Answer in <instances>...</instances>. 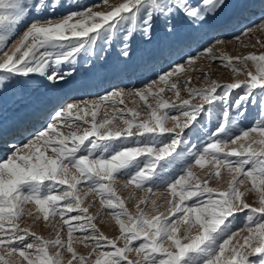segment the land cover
<instances>
[{"label":"snow or ice","instance_id":"obj_1","mask_svg":"<svg viewBox=\"0 0 264 264\" xmlns=\"http://www.w3.org/2000/svg\"><path fill=\"white\" fill-rule=\"evenodd\" d=\"M101 6L108 10L94 11ZM244 6L230 0H101L91 6L78 0H0V92L37 76L50 90L70 86L78 59L93 55L99 41L105 45L102 53L116 45L124 63L137 46H152L157 37L169 42L159 51L168 58V70L144 89L127 93L144 102L146 118L140 119L136 108L119 107L126 93L118 89L99 103L81 101L83 108L65 102L46 115L36 109L33 115L44 120L43 130L29 132L24 118L15 129L26 142L0 137V150H6L0 156V264H264V53L233 57L214 52L228 43L215 36L196 52L172 47L182 28L218 31L229 23L230 9ZM254 30L264 31V17L240 36L251 38ZM200 58L218 61L247 79L222 84L201 70L207 81L203 88L190 87L188 75L169 83L189 68L196 72ZM156 84L165 86L154 92ZM181 88L189 98L181 97ZM165 91L174 93L171 102L162 97ZM197 98L200 103L193 104ZM109 108L111 117L98 120L101 111L107 117ZM249 116L252 126L237 134ZM169 120L173 127L167 126ZM225 171L231 177L227 188L211 187ZM120 179L148 194L136 204L135 216L115 191ZM81 184L87 188L83 195ZM161 190L170 197L164 211L152 198ZM90 193L100 197L105 210H113L115 238L104 234L84 206ZM252 193L258 206L247 200ZM30 204L33 225L42 221L48 226L58 218L62 227L54 240L21 226ZM239 214L245 223L234 230ZM241 231L247 235L237 240ZM74 240L89 251L79 252ZM50 248L59 250L50 254ZM64 253L69 254L66 261Z\"/></svg>","mask_w":264,"mask_h":264},{"label":"rangeland","instance_id":"obj_2","mask_svg":"<svg viewBox=\"0 0 264 264\" xmlns=\"http://www.w3.org/2000/svg\"><path fill=\"white\" fill-rule=\"evenodd\" d=\"M82 5H94L100 4L101 0H78ZM111 4H118L121 0H109ZM231 3L240 4L243 3L244 7H234L229 10L228 19L229 23L223 29L218 31L201 32L196 33L187 28H182L179 34V40L177 44L172 45V47H181L185 51L196 52L202 50V46L207 45L208 39L215 36L221 40L228 41V43L217 45L214 52H219L223 55L244 56L250 53L262 54L264 53V31L254 30L251 33V38L248 36H240L243 29L250 27L258 22L264 17V4L261 0H230ZM261 8L262 12L258 11ZM106 6L96 7L94 11H107ZM257 11V12H256ZM222 33V34H221ZM239 36L240 39L237 40L234 37ZM259 40L260 44H256ZM169 44L163 37H157V40L152 46L144 48L142 46H137L132 54L131 60L124 63V58L119 55L118 48L114 45L111 49L102 53V49L105 47L103 41H99L94 47V54L82 56L78 59L73 82L70 86L59 88L55 90H50L41 85L42 78L35 77L34 79L28 81L27 83L9 88L7 91L0 92V137L5 140L21 144L26 142L23 135L15 141L17 138V132L15 129L20 125L21 118H24V127L28 129L29 132H38L43 130L44 120L37 119L33 113L36 109H39L45 115L47 112L51 111L52 108L57 103H76L80 105L81 108L84 107L81 101L89 102H100V98L109 94L113 90L122 89L125 91V96L123 97L125 103L119 105V107L124 108H136L140 113V119L147 117L149 109L144 105L143 101H140L138 97L134 95H128L127 93L132 92L136 89H144L147 85L155 80L162 70H168L167 57H161L159 51L161 48L166 47ZM256 44L255 47L253 45ZM103 54L104 59H98V57ZM234 67L242 68V65L238 62H234ZM194 67L196 72L189 71L186 74L177 77L170 78L169 83L175 82L177 79L183 81L185 76H191L192 82L190 87L193 88H203L206 86L207 81L204 79L203 75H199L201 70H205L209 73L210 80H217L218 82L231 83L235 80L245 81L247 79L246 74L236 75L232 73L230 68H225L219 64L217 61L213 63L210 59L200 58L196 61ZM68 66H64V70L67 71ZM248 69L255 71V65L252 62H248ZM3 75V74H0ZM7 83V81H5ZM165 85L156 84L153 86V91H157L159 87H164ZM239 91V90H237ZM165 100L171 102L174 99V93L172 91H165L161 94ZM181 97L189 98L188 94L184 92L181 88ZM119 98H117L118 100ZM149 103L155 107L156 101L149 98ZM178 103V102H177ZM193 104H199V98L192 100ZM92 109H89L91 111ZM171 115H179L175 109L168 110ZM251 111V109H250ZM83 115V113H80ZM111 117V109H108L107 117L104 116L103 111L98 115L97 119H104ZM89 121L91 116L86 117ZM80 123V122H78ZM115 125H121L119 120L114 121ZM87 126V125H85ZM168 127H173L174 122L169 120L167 123ZM214 126V125H213ZM252 126L251 116L245 121H243L237 128L236 133L239 134L241 130H246ZM77 129L73 127V131ZM81 134L83 132V127L78 130ZM129 139H132L131 137ZM254 147H259V145H254ZM4 151L0 150V156L4 155ZM74 171V170H73ZM203 178V173L198 169H194ZM230 175L226 171L222 173V180L212 181L210 186L217 189H226L227 183L230 180ZM126 181L120 179L115 183L114 188L122 199L126 203V207L132 215H136L137 209L136 204L145 195H148L144 191L135 190L132 186H125ZM250 183L245 182V187H249ZM81 195L87 191L84 184L78 186ZM153 199L157 200V205L159 211H164L167 207V200L170 198L169 193L166 190H161L156 195L152 196ZM100 197L95 193L88 194L84 199V206H89V212L91 215L97 217V226L107 235L109 238H115L119 235L118 227L109 212L113 210H105L99 202ZM249 203L258 206V196L256 193H252L247 196ZM186 203L191 204L193 201H186ZM141 207H144L141 205ZM29 210L34 211L33 205H27L25 207V215L21 221V226L32 227L38 235L43 236L46 240H54L56 238V232L59 230V220L50 221L48 226H45L43 222H37L33 225V218L28 217L27 212ZM115 211H119L118 209ZM149 213H151V208H148ZM240 219L233 223V229H241L245 223L243 214H239ZM246 231H241L240 236L236 239L240 240L243 236H246ZM66 238V233L64 234ZM120 246H123V241L120 242ZM74 247L81 253H86L89 249H84L79 241L74 240ZM58 248H50V254L57 252ZM69 254L64 253L65 261ZM130 259H135V253H131ZM16 259H21L17 257Z\"/></svg>","mask_w":264,"mask_h":264},{"label":"bare ground","instance_id":"obj_3","mask_svg":"<svg viewBox=\"0 0 264 264\" xmlns=\"http://www.w3.org/2000/svg\"><path fill=\"white\" fill-rule=\"evenodd\" d=\"M258 11L262 12L261 8H259ZM256 12H257V11H256ZM223 30H224V29H223ZM221 34H222V33H221ZM16 137H17V138L15 139V141L20 137V135L17 134ZM10 143H11V142H10Z\"/></svg>","mask_w":264,"mask_h":264}]
</instances>
